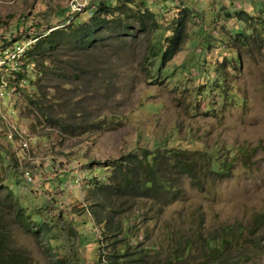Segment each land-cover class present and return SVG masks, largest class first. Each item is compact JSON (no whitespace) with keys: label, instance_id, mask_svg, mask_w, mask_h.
I'll return each instance as SVG.
<instances>
[{"label":"rangeland","instance_id":"374dc122","mask_svg":"<svg viewBox=\"0 0 264 264\" xmlns=\"http://www.w3.org/2000/svg\"><path fill=\"white\" fill-rule=\"evenodd\" d=\"M71 1L0 0V47L17 41L29 47L33 39H26V32L52 30L51 25L71 16L76 21L89 20L94 8L89 5L74 12ZM110 1L116 6L123 0ZM138 3L148 10L143 17L146 27L128 14L131 34L91 56V60H102L104 68L98 74L90 68L92 76L78 82L85 94L77 104L90 119H96L94 128L67 133L47 122L35 124L26 109V95L34 92L28 82L19 88L7 87L0 97V148L15 160L19 171L29 170L33 176L27 183L12 170L1 172L2 192L17 187L29 223L53 224L58 248L49 252L47 242L35 232L37 227L26 229L15 219L14 207H5L3 220L8 223L11 245L30 256L31 264H55L51 253L68 256L71 264H107L109 219L114 215L112 222H116L135 214L141 216L132 222L147 215L145 223L152 230V240L156 239L162 223L154 218L156 210H149L150 200L131 207V200L123 203L98 192L95 179L106 184L112 173L107 163L128 151L180 147L213 150L228 169L222 174L205 169L202 189L183 179L178 198L163 214L174 217L175 225L185 229L199 225L205 233L235 227L241 232L240 240L224 252L227 264H264V0H133L135 9ZM242 10L249 16L233 18ZM152 13L159 29L153 27ZM180 23L178 52L157 68L159 77L151 80V63L156 61L152 40L164 31L170 39L174 33L166 29L174 31ZM239 34L252 37L243 44ZM0 54V59L5 58ZM217 68L226 76L230 98L221 94ZM203 70L207 71L205 97H200L193 77ZM6 72H0L5 86L12 83ZM104 73L105 82L99 77ZM71 87L75 85L64 82L59 87L63 101L71 95L72 101L79 97ZM77 117L76 121L85 119ZM10 123L27 140V147L21 146L17 136L13 141L7 137ZM140 234L143 239V228ZM225 236L231 238L229 233ZM188 260L196 263L200 252H193Z\"/></svg>","mask_w":264,"mask_h":264},{"label":"trees","instance_id":"16d2710c","mask_svg":"<svg viewBox=\"0 0 264 264\" xmlns=\"http://www.w3.org/2000/svg\"><path fill=\"white\" fill-rule=\"evenodd\" d=\"M93 1L97 2L94 6L91 4ZM93 1L89 3L90 6L88 5L89 8H94L89 20L76 21L75 16L70 15L71 17L64 22L51 25L52 30L46 29L38 34L26 32V39L33 41L23 55L24 63H21L17 70L10 72L9 79L12 80L10 86L15 88L30 83L34 92L26 95L25 102L27 115H33L35 124L42 125L47 122L67 133L86 132L94 128L96 119H90L88 113L80 109V105L77 104L78 100L80 103L84 100L82 96L85 94V91L79 87V80H88L89 76H92L90 68L97 74L104 68L102 60L98 57L91 60L90 57L98 56L109 42L122 40V35L131 34L128 14L137 16L140 26L146 27L143 17L149 13L142 7V3H138L135 9L133 0H123L116 6L110 0ZM153 13L151 16L153 27H157V19ZM233 15V18L240 19L244 15L249 16L243 10ZM181 26L182 23L178 24L174 31L166 29L174 33L170 35V39L168 32L164 31L152 40V52L156 56V61L151 63L154 64L151 80L159 77L157 68L163 66L178 52L182 40L179 32ZM254 28L252 27V31ZM239 35L243 44H247L252 37V34ZM8 47H0L2 50L0 53ZM159 54H162V57H159ZM30 68L34 69L29 72ZM231 68L234 69L232 63ZM216 71L221 77V90L225 92L221 93L222 96L230 98L226 76L221 69L217 68ZM106 76L107 74L104 73L99 77H103L105 82ZM206 78V70H203L202 74L194 72L193 80L198 85L197 94L200 97L204 96L203 87L206 85ZM63 82L75 85V88L71 87L69 90L78 91L76 96L79 97L76 100L72 101L71 95L69 99L63 101L59 91ZM52 88L55 90L54 93L51 91ZM108 89L107 86L105 90ZM80 115H84V121H76L77 116ZM98 119L97 123H99ZM2 150L0 148V173L7 174L9 169L14 172V176L17 174L23 176L24 171H19L15 160L8 157L4 149ZM227 165V162L213 150L192 151L180 147H144L140 153L128 151L107 163V167H112V173L104 185L100 184V179H95L97 191L102 192L106 197L122 199L123 203L131 200V207L137 201L141 203L150 200L152 204L149 210H156L157 214L154 218L160 219L162 223L160 233L152 240V230L145 223L147 215L143 214V220L137 222L132 220L140 218L141 214L123 216L120 220L112 222L113 215L106 225L108 232L106 239L110 240L111 246L107 264H227L229 260L225 258L224 252L232 242L239 243L241 235L239 229L220 228L218 232L205 233L199 225L190 229L175 225L174 217L163 214L166 207L178 198L181 182L188 179L192 186L202 189L205 187V169L206 173L222 174L227 172ZM3 180L0 178V264H31L30 256L11 245V238L6 229L8 223L3 220L5 207H14L15 219L26 229L32 230L37 227L35 232L40 233L47 242L49 252L54 246V250L58 248L54 243L57 233L51 223L45 221L29 223L26 207L21 205L18 190H15L17 187L14 189L11 187L3 193L4 186L1 185ZM11 182L18 185V180L15 178L11 179ZM100 204L105 208L103 202ZM140 208L147 211L142 205ZM142 228L144 237L139 239ZM231 229L234 233L229 232ZM227 233L230 239L226 238ZM195 251L200 252V260L196 263L190 262L188 258ZM51 254L55 264H71L68 256L56 257L57 255Z\"/></svg>","mask_w":264,"mask_h":264},{"label":"built area","instance_id":"2783aa9c","mask_svg":"<svg viewBox=\"0 0 264 264\" xmlns=\"http://www.w3.org/2000/svg\"><path fill=\"white\" fill-rule=\"evenodd\" d=\"M92 1L93 0H72L70 3V7L72 8V10H75L74 12L83 11L85 9V7H87L89 5V3H91ZM27 45L28 44L25 41H20V42L13 43L11 46H9L3 52L5 58L0 59V72L2 70H7L6 73L10 74V72L17 70L19 68L20 64L24 63L23 55H24L26 49L28 48ZM8 86L10 88L12 87V86H10V84H8V85L6 84V86H5L3 84L1 76H0V97H2L4 95V90L7 89ZM8 127H9V132H8L7 137L11 141H13L15 139V137L17 136L19 139H21V146L27 147L28 142L24 138V136L19 132L17 127L12 123H10V125L8 124ZM23 177L25 178V181L27 183H30L33 181V176L31 175L29 170H26L25 172H23Z\"/></svg>","mask_w":264,"mask_h":264}]
</instances>
